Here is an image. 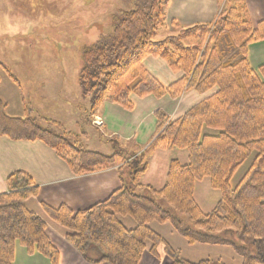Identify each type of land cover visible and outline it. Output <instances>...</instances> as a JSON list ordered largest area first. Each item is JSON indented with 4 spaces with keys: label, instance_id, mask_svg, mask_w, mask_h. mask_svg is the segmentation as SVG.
<instances>
[{
    "label": "trees",
    "instance_id": "obj_1",
    "mask_svg": "<svg viewBox=\"0 0 264 264\" xmlns=\"http://www.w3.org/2000/svg\"><path fill=\"white\" fill-rule=\"evenodd\" d=\"M218 1L229 6L214 24H195L174 39L155 42L169 0H148L125 13L110 36L83 52L79 85L89 100L90 114L105 102L129 110L131 96L169 95L176 99L189 90L208 94L174 121L155 113L160 134L145 151L133 156L129 184L121 181L122 186L106 200L79 212L66 206L53 209L42 205L49 219L66 231L68 243L89 263L139 264L146 251L156 256L163 240L149 224L157 223L171 225L189 245L226 246L241 264H264V66L258 76L246 58L248 45L264 41V20L253 24L244 0ZM211 26L212 36L206 40ZM221 32L227 33L238 50L232 62H223L219 48L212 44L213 37ZM146 57L163 60L182 77L163 88L143 68ZM9 78L16 83L13 76ZM5 109L0 100V137L39 141L77 175L127 160L121 152L106 156L85 151L38 127L32 119L8 116ZM172 149L186 151L188 164L171 161L161 190L147 188L151 197L135 194L133 188L140 186L139 177L147 169L145 154ZM253 154L251 165L232 187L233 174ZM206 178L221 198L210 213L203 214L193 194L195 183ZM6 183L8 192L0 193V264H13L16 244L28 254L37 253L50 264H58L59 253L46 234L45 224L23 206L25 200L37 196L38 187L18 172ZM158 198L179 216H186L193 227L185 225L178 214L163 209L156 202ZM117 216L132 218L136 226L128 229ZM226 234L235 235L241 244L224 239ZM91 251H96L98 258L91 257ZM164 251L170 264H222L208 260L189 263L167 246Z\"/></svg>",
    "mask_w": 264,
    "mask_h": 264
},
{
    "label": "rangeland",
    "instance_id": "obj_2",
    "mask_svg": "<svg viewBox=\"0 0 264 264\" xmlns=\"http://www.w3.org/2000/svg\"><path fill=\"white\" fill-rule=\"evenodd\" d=\"M147 1L148 0H0V64L4 67L2 70L8 78L11 75V72L17 77L14 78L16 83L13 81L10 82V78L8 80L4 72L0 70V96L3 98L4 103H6L5 112L7 110V105L11 108L10 111L12 112L14 110H19V113L24 114V117L20 118H29L34 120L38 127L51 131L55 135L67 139L69 143L76 145L77 147H81L85 151L100 153L106 156L112 155L116 152H121L124 158L127 159L125 163H120L118 166H113L108 169L92 172L86 175L101 173L110 169H119L120 178L124 175L125 177L122 179L127 181L126 184H129V173L131 171L130 164L133 160V156L139 155V153L145 151L161 132L159 128H157L158 121L155 113H161L167 121H174L178 119L176 118L172 120L160 111L155 112V133L145 145H141L139 147L120 143L115 137H109L103 134V120L97 116L91 117V120H89L87 113L85 114V110L87 108L90 114L89 100L88 98L83 97L79 85V73L83 66L82 56L84 50L100 42L102 38L110 36L113 33L115 26L119 20L123 18L125 13L134 11ZM169 2L164 11L162 27L157 31L153 38V41L155 42L174 39L182 30L191 27H183L173 20H168L167 22L166 12ZM217 4L219 16L222 14L224 9L228 8L229 4L224 1L219 2L218 0ZM217 17L212 23L207 24H214ZM212 31L213 28L211 26L205 36L206 40L212 36ZM226 35V32L216 34L215 37H213L214 40L212 44L219 48L218 55L221 57L223 62H232L237 57L238 50L237 48H234L231 44L230 38ZM147 58L153 57H146L143 60L142 66L144 69L145 67L143 63ZM153 59L161 60L159 58ZM161 61L164 62L163 60ZM165 65L167 66L166 63ZM167 68L173 73L181 74L182 77L181 72L172 71L168 66ZM157 82L163 88H167L174 83L173 82L167 86H163L159 81ZM17 83L19 84V87L21 86L24 97L22 107L19 102L21 91L13 85ZM188 92H193L197 96H203L204 99L208 96V94L201 95L194 90H189L183 92L180 97L176 99H173L169 95L161 97H154L151 95L144 97H131L139 99L147 97L161 99L163 97H167L171 101H177ZM131 97L130 102L132 107L129 110L123 108L127 112H131L134 108ZM78 115L82 120L79 126H77ZM55 121L59 122L68 133H65L61 125ZM89 124L93 128H91ZM69 132L71 134H69ZM157 151L159 150L150 154H145L144 161L147 164V169L149 160ZM166 151L182 150L172 149ZM254 156L255 154L251 155L250 158L235 171L230 182L232 187H234L245 174L247 171L246 169L251 165ZM170 162L168 164V170ZM73 165L77 169V164L73 163ZM146 171L139 177L140 186H136V188L134 187L133 189L135 194L151 197L147 187H144L141 182ZM72 173L75 177L85 176L77 175L75 171ZM156 202H158V204L167 212L175 215L178 214L179 216V213H176L174 208H172V206L167 204L165 201L158 198L156 199ZM117 217L128 229H133L136 226L135 221L130 217ZM179 217L183 220L185 225L193 227L192 223L188 222L186 216L183 215ZM169 226L171 227V225ZM171 229L175 234H177L172 227ZM207 231L208 230H203L205 233ZM231 232L233 233L234 230ZM159 237L163 240L161 247L163 246L165 250V246H167L172 251L176 252L178 257L181 259L180 254L173 250L161 236ZM223 238L237 244H241L238 238L233 234H226ZM17 246L20 245L16 244L15 250ZM147 246L149 248L150 243H148ZM23 249L27 256L31 257L39 255L37 253L28 254L26 249ZM90 256L98 258L99 255L96 251H91ZM47 262L49 263L48 260ZM211 262L218 263L219 261L213 260Z\"/></svg>",
    "mask_w": 264,
    "mask_h": 264
},
{
    "label": "crops",
    "instance_id": "obj_3",
    "mask_svg": "<svg viewBox=\"0 0 264 264\" xmlns=\"http://www.w3.org/2000/svg\"><path fill=\"white\" fill-rule=\"evenodd\" d=\"M244 2L253 24L264 20V0H244ZM218 11L217 0H170L166 20L167 22L168 20L176 21L183 27L207 24L215 20ZM247 62L252 71L259 75V68L264 66V41L250 44L247 47ZM143 65L163 86L181 78V74L171 72L161 60L147 58ZM3 68L0 64V70ZM11 75L17 78L12 72ZM5 76L9 80L6 74ZM9 81L11 82V80ZM13 85L21 91L19 102L22 107L24 102L22 88L19 87L18 83ZM203 99V96H197L193 92L184 94L177 101H171L167 97L161 99L131 97L134 106L131 112L125 111L120 106L104 103L96 114L90 115L88 108L85 110V114L87 113L89 120L96 116L103 120V134L115 137L120 143L140 147L145 145L155 133V112L160 111L174 120L183 116L187 110ZM0 100L3 101L1 96ZM10 109L7 105L6 112L9 116L24 117L23 113L18 112L19 110L12 112ZM77 117V126H79L82 120L79 115ZM89 126L93 128L90 124ZM61 127L63 128L62 125ZM63 130L68 133L64 128ZM69 134L71 133L69 132ZM173 160L181 165H187L188 153L183 150L157 151L154 153L149 160L148 169L142 177V185L155 191L161 190L166 182L168 164ZM17 172L27 175L33 184L39 188L37 196L25 200L23 206L45 224L46 234L59 253L58 264H92L87 262L67 242L66 231L53 223L41 206L45 204L53 209L66 206L73 212L87 210L96 203L104 201L120 188L121 181L126 184L127 181L122 179L125 176L122 175L120 178L118 169H110L101 173L75 177L68 165L43 143L39 141H12L6 137H0V193L8 192L6 179ZM193 197L201 213L208 214L214 209L221 195L211 188L210 181L206 178L195 183ZM149 227L161 236L173 250L177 251L182 260L189 263H199L206 260H216L222 264L242 263L241 259L228 247L199 244L190 246L183 238L175 234L169 225L150 224ZM170 263L171 260L166 255L163 246L157 249L156 256L146 251L139 262V264ZM13 264L49 263L39 255L27 256L24 249L17 246Z\"/></svg>",
    "mask_w": 264,
    "mask_h": 264
}]
</instances>
